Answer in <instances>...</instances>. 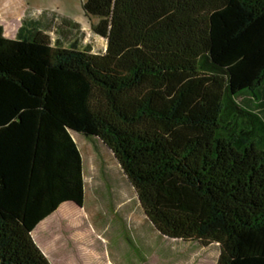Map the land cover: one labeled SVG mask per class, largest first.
<instances>
[{
    "label": "trees",
    "instance_id": "1",
    "mask_svg": "<svg viewBox=\"0 0 264 264\" xmlns=\"http://www.w3.org/2000/svg\"><path fill=\"white\" fill-rule=\"evenodd\" d=\"M103 54L0 26V264H50L32 237L83 207L71 132L114 155L162 236L264 264V0H85ZM59 35L76 24L62 21ZM66 28V29H65Z\"/></svg>",
    "mask_w": 264,
    "mask_h": 264
},
{
    "label": "rangeland",
    "instance_id": "2",
    "mask_svg": "<svg viewBox=\"0 0 264 264\" xmlns=\"http://www.w3.org/2000/svg\"><path fill=\"white\" fill-rule=\"evenodd\" d=\"M84 2L10 0L17 5L18 14L44 13L45 18L31 22L37 23L35 25L49 35L52 44L60 39L64 47L76 43L80 49L90 47L92 53L103 54L107 42L91 30V24L97 23V18L85 15ZM44 19L47 21L44 22ZM63 20L77 26L65 30L69 33L67 38L57 32L63 26ZM0 26L7 39L16 38L14 24L5 25L0 21ZM71 136L83 158L85 198L82 209L70 205L74 210L62 215L63 228H67L63 219L70 217L83 220L76 227L78 230L94 224L100 230L101 249L110 254L116 264H143L145 258L149 259L147 264H217L220 254L218 244L204 247L199 242L171 240L155 230L114 155L100 140L88 139L76 132H71Z\"/></svg>",
    "mask_w": 264,
    "mask_h": 264
},
{
    "label": "crops",
    "instance_id": "3",
    "mask_svg": "<svg viewBox=\"0 0 264 264\" xmlns=\"http://www.w3.org/2000/svg\"><path fill=\"white\" fill-rule=\"evenodd\" d=\"M43 18L45 15L42 12L18 14L17 5L10 3V0H0V21L5 25L14 24L17 32L23 22L33 23L31 21ZM45 21L47 20L44 19ZM70 205L82 209L74 203H65L40 222L32 232L33 240L50 264H116L110 254L101 249L100 230L94 224L78 230L76 227L83 220L70 217L63 219L67 225V228H63L62 215L74 210ZM148 261V258L143 259V264L149 263Z\"/></svg>",
    "mask_w": 264,
    "mask_h": 264
}]
</instances>
